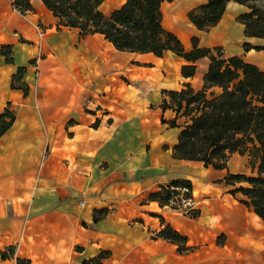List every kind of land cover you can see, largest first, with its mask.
Instances as JSON below:
<instances>
[{
    "label": "crops",
    "instance_id": "0c3cea01",
    "mask_svg": "<svg viewBox=\"0 0 264 264\" xmlns=\"http://www.w3.org/2000/svg\"><path fill=\"white\" fill-rule=\"evenodd\" d=\"M30 1L33 9L21 12L12 0H0V115L13 114L0 133V264H19L17 258L24 264H81L101 251L108 252L103 264H264V220L240 192H230L241 183L225 181L228 173L256 174L252 165L231 168L235 158L249 159L247 152L232 153L219 169L172 154L185 119L176 118L179 126L167 122L176 114L162 107L169 100L163 90L186 83L201 89L208 57L197 59L194 74L184 76L186 60L170 50L162 56L119 50L102 34L80 35L58 25L41 0ZM108 1L100 4L105 14L124 2ZM179 1L161 3L162 23L185 50L192 36L199 46H221L225 56L247 62L264 50L242 49L237 18V51L228 53L219 42L202 44L227 8L243 9L241 3L228 1L216 26L205 31L187 12L206 0ZM166 16L175 24L185 21L188 31L167 26ZM225 17L220 35L227 40L234 32L224 30ZM3 45L10 47L11 62ZM18 67H24L20 83L26 92L12 86ZM175 179L191 182L188 211L148 197ZM100 209L104 213L94 220ZM165 224L186 236L189 250L180 252L157 235Z\"/></svg>",
    "mask_w": 264,
    "mask_h": 264
},
{
    "label": "trees",
    "instance_id": "16d2710c",
    "mask_svg": "<svg viewBox=\"0 0 264 264\" xmlns=\"http://www.w3.org/2000/svg\"><path fill=\"white\" fill-rule=\"evenodd\" d=\"M41 1L58 18V25L76 28L80 35L102 34L119 50L153 52L158 56L167 50L174 52L186 60L181 66L184 76L193 75L196 60L207 56L209 64L201 89L194 90L186 83L179 90H163L169 100L164 98L162 107H171L176 114L167 122L179 126L176 118L182 116L185 119L172 154L176 158L201 161L204 166L219 169L226 167L232 153L247 152L256 174L228 173L225 181L232 185L241 183L230 192H240L244 197L241 201L264 220V69L237 54L222 57L221 46H199L197 36L191 37L192 47L185 50L180 38L162 23L161 3L170 0H124L108 14L100 8L103 0ZM228 1L206 0L191 8L187 16L194 26L206 31L220 20ZM232 1L244 4L242 0ZM12 5L21 12L33 9L30 0H12ZM251 14L252 11L238 15L244 33L264 37L249 21ZM1 50L5 60L11 62L10 47L3 45ZM23 71L24 67H18L12 86H19L26 92L27 86L20 83ZM212 87L217 91L211 90ZM12 119L13 114L8 110L0 115V133ZM182 187L188 189L185 195L191 196V182L175 179L160 185L148 197L156 199L160 205H168ZM103 213L104 209L95 210L93 219L97 220ZM197 214L198 209L191 211L192 216ZM157 235L176 243L180 252L190 249L186 245V236L169 224L161 227ZM107 254V251H101L81 264H103L101 259ZM17 262L24 264L21 258H17Z\"/></svg>",
    "mask_w": 264,
    "mask_h": 264
},
{
    "label": "rangeland",
    "instance_id": "374dc122",
    "mask_svg": "<svg viewBox=\"0 0 264 264\" xmlns=\"http://www.w3.org/2000/svg\"><path fill=\"white\" fill-rule=\"evenodd\" d=\"M188 1L189 0H180L179 5L183 6ZM190 1L196 2L198 0H190ZM242 1L244 2V4H242L244 6V8L241 9V8L233 5L232 6L233 9H231V11H228V8L230 7L229 6L227 8V10L225 11L224 15L222 16L219 24H216L217 27L215 29H213V31L211 33L206 34L203 37L202 44L219 42V43H222L223 45H226L225 51H227L228 53L237 51L234 42L236 41V39H239V32H240L239 22L240 21L238 19V15L243 13V12H249V11H252V14L249 18V21L254 25L253 27L255 29H258L259 31H261L262 34H264V0H242ZM107 3L110 5L111 3L114 4L115 1L110 0V1L106 2L105 5ZM241 10H242V12H241ZM226 13H227V17H225ZM224 17L226 18L224 30L226 32H228V30H231V31L233 30V32H234L233 37H231L227 40L222 39V38H224V36L220 35V33H221L220 30L222 29V25H223V24L221 25V22H222ZM236 18L239 22L236 20ZM184 22L182 19H179V21H177L176 24H177V26L181 27L182 30H186L185 32H187L188 27ZM165 24L167 26H170V27H174V25H176L174 22V19L170 16L165 17ZM242 26H243V24H242ZM235 36H237V37L235 38ZM241 44H242L243 50H246L247 47L253 48V50H257L258 47H264V37L250 36V35H246L244 33V36L242 37V43ZM230 49H232V50H230ZM220 53H221L222 57H225L223 50H220ZM253 55H254V59L252 58ZM252 59L256 60V61H253ZM247 60L249 62L257 65V66H259L258 63L264 65V50L253 52L251 55H249ZM233 161H234V164H232L233 162H231V168L235 167V169H242V168H246V167H248V169H249V167L251 165L250 160L248 159L247 155L244 157H237ZM168 205H170V204H168Z\"/></svg>",
    "mask_w": 264,
    "mask_h": 264
},
{
    "label": "built area",
    "instance_id": "2783aa9c",
    "mask_svg": "<svg viewBox=\"0 0 264 264\" xmlns=\"http://www.w3.org/2000/svg\"><path fill=\"white\" fill-rule=\"evenodd\" d=\"M187 192L188 189L186 187L180 188L179 193L176 194L169 202L171 207L182 211H188L192 207L193 200L191 196L185 195Z\"/></svg>",
    "mask_w": 264,
    "mask_h": 264
},
{
    "label": "bare ground",
    "instance_id": "6f19581e",
    "mask_svg": "<svg viewBox=\"0 0 264 264\" xmlns=\"http://www.w3.org/2000/svg\"><path fill=\"white\" fill-rule=\"evenodd\" d=\"M103 9V8H102Z\"/></svg>",
    "mask_w": 264,
    "mask_h": 264
}]
</instances>
